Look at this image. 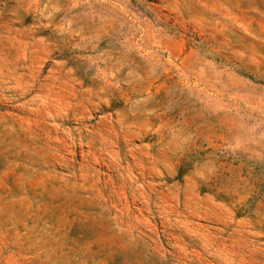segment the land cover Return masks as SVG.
<instances>
[{
    "label": "rangeland",
    "instance_id": "rangeland-1",
    "mask_svg": "<svg viewBox=\"0 0 264 264\" xmlns=\"http://www.w3.org/2000/svg\"><path fill=\"white\" fill-rule=\"evenodd\" d=\"M0 264H264V0H0Z\"/></svg>",
    "mask_w": 264,
    "mask_h": 264
}]
</instances>
